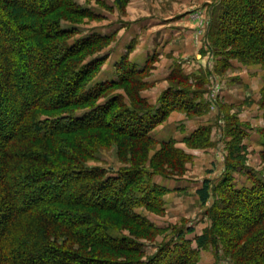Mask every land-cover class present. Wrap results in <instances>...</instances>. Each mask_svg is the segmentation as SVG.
I'll return each instance as SVG.
<instances>
[{"label":"trees","instance_id":"obj_1","mask_svg":"<svg viewBox=\"0 0 264 264\" xmlns=\"http://www.w3.org/2000/svg\"><path fill=\"white\" fill-rule=\"evenodd\" d=\"M75 1L0 0V264H198L199 250L219 245L232 264H264V181L254 176L249 188L222 181L200 235L174 231L179 242L144 258L140 237L152 240L159 230L137 210H161L166 192L152 178H175L167 170L184 172L191 160L174 140L151 133L174 112L202 114L203 81L175 72L153 106L141 90L154 57L139 67L124 56L115 79L94 82L106 60L95 51L113 36L76 38L77 29L63 23L93 14ZM114 3L123 8L127 0ZM212 7L206 47L264 70V0ZM239 130L235 122L225 129L229 171L238 165ZM210 133L198 127L183 143L206 149ZM152 146L158 151L150 158ZM110 147L123 165L117 172L87 166ZM260 156L264 162V145ZM197 194L208 201V181Z\"/></svg>","mask_w":264,"mask_h":264},{"label":"rangeland","instance_id":"obj_2","mask_svg":"<svg viewBox=\"0 0 264 264\" xmlns=\"http://www.w3.org/2000/svg\"><path fill=\"white\" fill-rule=\"evenodd\" d=\"M75 3L93 14L91 18H71V23L75 25L63 23L67 28L77 29L76 38L92 34L113 36L106 48L102 47L99 49L100 52L95 51L94 58L105 56L106 60L94 82L115 79L116 65L121 58L126 56L128 62L132 63L131 53L137 44L141 43L139 50L142 47L150 48L153 46V38L164 30H170L164 28L170 27L169 24L172 22L182 18L195 22L193 29L184 25L178 29L181 35L174 37L181 36L180 46L184 43L188 44L185 47V55L189 59L179 56L160 59V43L154 39L153 43L156 41L159 51H154L156 48L154 47L153 54L148 57V59L154 57V61L144 75L147 87L141 90L142 97L148 98L147 100L156 106L162 92L175 83L167 80L173 73L179 71L185 76H190L192 84L195 82L194 78L203 81L200 88V100L204 104L201 109L203 113L187 118L182 113L174 112L181 114V117L170 115L151 133L157 141L174 140L176 148L191 156L184 172L176 166L167 170L166 173L174 175L175 178L153 176V182L166 190L162 198L161 210L157 212L137 210L159 230L152 240H148L145 236L140 237L139 241L143 245L144 258L153 257L160 246L166 247L171 244L173 247L179 242L175 239L174 231L185 232L187 228H193V234L184 233L185 239L192 240L210 225L206 212L221 198L217 189L222 181L228 180L227 182L235 189L249 188L251 176L264 181V162L260 156L264 145L260 133L264 130V109L260 106L264 70L259 65H247L229 58L226 56L230 54L227 50L225 51L227 54H221L220 50L214 52L210 46L206 47L205 37L210 24V9L218 5L219 0H210V5L200 7L192 5L191 2L185 7L183 4L174 3L173 0H127L123 8L117 6L114 0H76ZM238 17V15L233 16L235 19ZM166 61L169 64L165 63ZM191 68L194 72L190 71ZM156 69L159 73H155ZM166 69L167 72L164 73ZM114 92L124 94L123 89ZM234 122L240 128L242 141L240 149L236 151V156L239 158H232V162L237 159L238 165L229 171L226 159L230 136L225 134V129L228 124ZM201 126L210 128L211 145L206 149H192L186 146L183 143L184 138ZM150 149L151 158L158 151V146H152ZM100 152L97 161L87 162L88 167L100 166L112 175L123 166L117 158L115 147L103 148ZM158 167L164 170L162 166ZM204 181L209 182L210 196L208 201L202 204L197 191ZM121 231L124 235L130 234L128 230ZM192 247H196L194 242ZM198 264H232V261L219 245L218 249L209 246L199 250Z\"/></svg>","mask_w":264,"mask_h":264},{"label":"crops","instance_id":"obj_3","mask_svg":"<svg viewBox=\"0 0 264 264\" xmlns=\"http://www.w3.org/2000/svg\"><path fill=\"white\" fill-rule=\"evenodd\" d=\"M209 1L210 0H173L174 3L183 4V5H185V7H186V5L189 6L190 2L192 5L199 6V7L204 6L206 4L210 5ZM185 19L182 18L179 21L176 20V21L172 22L171 24H169L170 27H168V26L165 27L164 29L170 28V30H164L161 33L157 34L156 38L155 37L153 38V40H152L153 46H151L150 48L146 49L145 47H142V49L139 50L141 48L140 47L141 43H138L137 46L135 47V50H133L131 53V62L138 65V66H142L146 62L148 57L153 54L152 51H153V48L156 47L155 43L157 40L160 43L159 46L161 48L160 53H159L160 59H162L164 57L168 58L170 56H172L174 58H177L178 56L187 58L188 56L185 55V52H186L185 47L188 46V44L184 43L183 45L180 46L179 40L182 39L181 36H179L178 38H174V37H177V35H181L180 32L178 31V29L182 28V26L188 25L192 29H193V27H195V22L185 20ZM154 39L156 41L153 43ZM131 40H132V38H131ZM185 44H187V45H185ZM158 47H156L154 49V51L157 50ZM164 50H165V52H164ZM157 51H159V50H157ZM160 54H162V55H160ZM185 58H183V59H185ZM187 59H189V58H187ZM161 63H162V61H161ZM165 63L169 64V62H167V61ZM164 64H162V65H164ZM190 71L194 72L192 68L190 69ZM161 72H162V70H160V73ZM166 72H167V69L165 70L164 73H166ZM155 73H159L157 71V69H156ZM164 75H166V74H164ZM175 115H177V116H175ZM180 115L177 113H172L171 117H177L178 118ZM177 118H174V119H177ZM182 118H183V116H182Z\"/></svg>","mask_w":264,"mask_h":264}]
</instances>
